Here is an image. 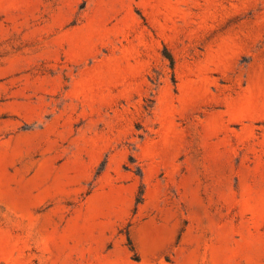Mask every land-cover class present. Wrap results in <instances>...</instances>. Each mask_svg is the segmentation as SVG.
<instances>
[{
    "label": "rangeland",
    "instance_id": "rangeland-1",
    "mask_svg": "<svg viewBox=\"0 0 264 264\" xmlns=\"http://www.w3.org/2000/svg\"><path fill=\"white\" fill-rule=\"evenodd\" d=\"M0 264H264V0H0Z\"/></svg>",
    "mask_w": 264,
    "mask_h": 264
},
{
    "label": "trees",
    "instance_id": "trees-1",
    "mask_svg": "<svg viewBox=\"0 0 264 264\" xmlns=\"http://www.w3.org/2000/svg\"><path fill=\"white\" fill-rule=\"evenodd\" d=\"M166 58H167V60H168V62H169L170 68H171V65H172V59H171V57H170L169 55H167ZM127 245H128L129 250H130L131 252H133V248H132V246H131L130 241H129L128 238H127Z\"/></svg>",
    "mask_w": 264,
    "mask_h": 264
}]
</instances>
